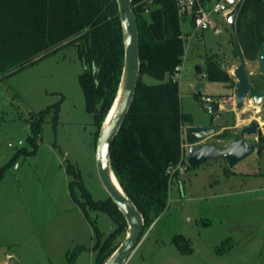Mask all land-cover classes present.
I'll list each match as a JSON object with an SVG mask.
<instances>
[{
	"label": "rangeland",
	"instance_id": "obj_1",
	"mask_svg": "<svg viewBox=\"0 0 264 264\" xmlns=\"http://www.w3.org/2000/svg\"><path fill=\"white\" fill-rule=\"evenodd\" d=\"M216 19L221 33L208 30L195 39L175 78L182 111L195 126L212 125L220 132L238 134L257 122L258 133L246 136L257 145L256 151L234 168L218 158L190 167L179 174L180 180L173 178L165 212L143 235L128 264H264V104L255 107L247 102L239 111L235 78L233 83H212L205 73L195 72L197 66L205 72L211 56L233 77L240 65L233 32L221 17ZM182 29L190 33L192 27L187 21ZM245 63L251 81L261 87L258 60ZM83 72L76 49L66 47L0 81V170L18 151L31 150L30 117L63 100L57 128L47 116L37 152L19 156V168L11 166L0 180V264H68L80 247L86 250L74 264H95L97 230L105 238L115 229L107 213L85 211L69 189L66 169L73 165L95 201L108 198L97 171L95 120L86 111L79 83ZM143 79L158 83L150 76ZM206 98L223 103L216 118L208 113ZM187 159L186 152L189 166ZM75 193L84 201L78 189ZM179 235L189 241L191 253H182L175 244Z\"/></svg>",
	"mask_w": 264,
	"mask_h": 264
},
{
	"label": "trees",
	"instance_id": "obj_2",
	"mask_svg": "<svg viewBox=\"0 0 264 264\" xmlns=\"http://www.w3.org/2000/svg\"><path fill=\"white\" fill-rule=\"evenodd\" d=\"M132 7L139 28L140 76L133 104L112 143L110 160L122 189L144 218L145 235L168 206L172 180L168 170L185 164L184 128L194 124L191 116L182 111L180 85L175 80V69L183 62L185 53L176 1L132 0ZM234 36L246 60L258 58L264 43V0L243 1ZM66 47H74L84 65L79 83L86 111L95 120L97 141L116 98L124 68V33L117 0H0V81ZM235 53L238 55L237 49ZM203 73L212 83L234 82V77L216 57L206 60ZM144 76L158 83L147 84ZM261 80L264 86V77ZM62 101L30 117L31 150L18 151L1 168L0 180L8 168L15 166L19 156L37 152L47 116H51L57 128ZM212 139L227 143L234 137L225 130ZM262 153L263 149H259V154ZM66 172L71 177V197L85 211L89 208L107 213L115 225L105 238L97 230L93 248L95 264H105L121 245L117 242L119 236L127 233L125 217L109 196L95 201L73 165L67 166ZM175 177L180 180L179 173ZM76 189L84 201L77 198ZM174 242L182 253L192 252L185 237L176 236ZM85 250L80 247L72 253L68 264H74Z\"/></svg>",
	"mask_w": 264,
	"mask_h": 264
},
{
	"label": "water",
	"instance_id": "obj_3",
	"mask_svg": "<svg viewBox=\"0 0 264 264\" xmlns=\"http://www.w3.org/2000/svg\"><path fill=\"white\" fill-rule=\"evenodd\" d=\"M243 1L244 0H241L226 17L227 24L234 35L236 31V21ZM117 2L124 33V68L116 98L105 118L97 140L96 165L99 178L108 196L125 217L127 235L105 264H128L143 240V232L145 229V222L142 214L122 189L112 170L110 160L112 143L122 128L136 95L141 65L139 28L137 16L132 7V0H117ZM236 46L240 58V65L234 72L237 80L235 88L236 108L237 110L244 109L245 102L248 98L253 101L255 106H261L264 102V91L258 92L250 84L246 71L245 59L237 41ZM258 62L260 70L264 74V44L259 53ZM195 72L198 76H201L202 67L197 66ZM214 110L217 111L218 107L215 106ZM112 111L113 113L109 118ZM259 127L257 122H253L250 126L242 129L241 137L238 140H233L222 147H218L214 144L205 143L209 137L217 134L218 130L216 127L187 126L184 130V136L188 145L187 161L189 166L198 167L211 160L224 158L229 167L234 168L256 151L255 145L248 143L245 140V136L256 135Z\"/></svg>",
	"mask_w": 264,
	"mask_h": 264
},
{
	"label": "built area",
	"instance_id": "obj_4",
	"mask_svg": "<svg viewBox=\"0 0 264 264\" xmlns=\"http://www.w3.org/2000/svg\"><path fill=\"white\" fill-rule=\"evenodd\" d=\"M177 3L178 15L181 23L189 22L192 30L190 33H183V40L185 43V53L182 57L183 62L175 69V78H177L182 72L183 65L191 43L195 39H201L203 33L208 30H213L216 34H220V24L216 17L221 19L227 24L226 17L233 11L236 5L241 0H175ZM206 109L208 113L215 116L218 111L214 110V101L211 98L205 99ZM186 128V127H185ZM184 128V130H185ZM24 143L19 142V146H23ZM184 154L183 157L186 159V152L188 153V145L185 141L184 136ZM15 169L19 168L16 163ZM187 170V166L180 163L177 167H171L168 170V174L173 179L176 173L183 174Z\"/></svg>",
	"mask_w": 264,
	"mask_h": 264
},
{
	"label": "flooded vegetation",
	"instance_id": "obj_5",
	"mask_svg": "<svg viewBox=\"0 0 264 264\" xmlns=\"http://www.w3.org/2000/svg\"><path fill=\"white\" fill-rule=\"evenodd\" d=\"M234 35V34H233ZM235 37V36H234ZM264 44V43H263ZM263 44H262V47H263ZM235 49H237V46H236V44L234 45V52H235ZM261 50H262V48H261ZM260 50V51H261ZM237 52H238V49H237ZM260 53V52H259ZM259 53H258V57H259ZM238 55V59H239V61H240V58H239V53H237ZM245 59V58H244ZM246 60V59H245ZM257 60H258V58H257ZM259 63V62H258ZM260 67V66H259ZM238 68V67H237ZM236 68V69H237ZM247 71V70H246ZM261 71V70H260ZM235 72V71H234ZM262 73V72H261ZM247 75H248V73H247ZM262 77H264V74L262 73ZM234 78H235V75H234ZM248 78H249V81H250V84L252 85V87L255 89V90H257L258 92H262V91H264V86L263 87H260L259 86V90L258 89H256V85H259V84H256L255 82H252L251 81V79H250V77H249V75H248ZM236 79V78H235ZM234 79V80H235ZM237 85V84H236ZM236 85H235V88H236ZM263 89V90H262ZM234 97H235V90H234ZM247 102H249L250 103V105H252V106H255L254 104H253V101L250 99V98H248L247 100H246V102H245V105H246V103ZM215 104H214V107L215 106H217L218 107V110L217 111H220L221 109L223 110V103L221 102V101H219V102H214ZM264 104V102L262 103V105ZM261 105V106H262ZM235 107H236V104H235ZM245 107V106H244ZM255 107H257V106H255ZM259 107V106H258ZM237 109V108H236ZM243 110V109H242ZM240 111V110H239ZM212 126V125H211ZM250 126V125H249ZM248 127V126H247ZM245 128V127H244ZM243 129V128H242ZM242 129H240V131H239V133L238 134H236V133H232V132H230V134L234 137V139H232L231 141H233V140H238L240 137H241V133H242ZM259 129H260V127H259ZM258 129V130H259ZM218 130V132H217V134L216 135H214V136H211V137H209L207 140H206V144H214V145H216V146H218V147H222V146H224L225 144H228L229 142H227V143H222L221 141H214L212 138L213 137H215V136H217V135H220V134H223L224 132H225V130H228V129H225L224 131H222V132H220V130L219 129H217ZM247 136V135H246ZM246 136H245V140H246ZM253 136V135H252ZM230 141V142H231ZM247 141V140H246ZM248 142V141H247ZM249 143V142H248ZM222 144H224V145H222ZM250 144H252V143H250ZM257 145L255 144V147H256Z\"/></svg>",
	"mask_w": 264,
	"mask_h": 264
},
{
	"label": "crops",
	"instance_id": "obj_6",
	"mask_svg": "<svg viewBox=\"0 0 264 264\" xmlns=\"http://www.w3.org/2000/svg\"><path fill=\"white\" fill-rule=\"evenodd\" d=\"M190 26H191V25H190ZM182 32H183V33H185V34H187V33H188V32H184V31H183V29H182ZM14 169H15V168H14Z\"/></svg>",
	"mask_w": 264,
	"mask_h": 264
},
{
	"label": "bare ground",
	"instance_id": "obj_7",
	"mask_svg": "<svg viewBox=\"0 0 264 264\" xmlns=\"http://www.w3.org/2000/svg\"><path fill=\"white\" fill-rule=\"evenodd\" d=\"M257 110H258V109H257ZM113 111H114V110H113ZM113 111L111 112V114H110L109 118L111 117V115H112Z\"/></svg>",
	"mask_w": 264,
	"mask_h": 264
}]
</instances>
